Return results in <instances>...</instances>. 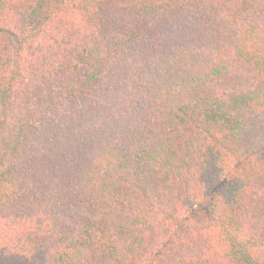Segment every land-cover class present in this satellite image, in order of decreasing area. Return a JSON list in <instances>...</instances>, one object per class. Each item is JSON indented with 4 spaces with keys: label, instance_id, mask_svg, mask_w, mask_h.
<instances>
[{
    "label": "trees",
    "instance_id": "1",
    "mask_svg": "<svg viewBox=\"0 0 264 264\" xmlns=\"http://www.w3.org/2000/svg\"><path fill=\"white\" fill-rule=\"evenodd\" d=\"M0 264H264V0H0Z\"/></svg>",
    "mask_w": 264,
    "mask_h": 264
}]
</instances>
